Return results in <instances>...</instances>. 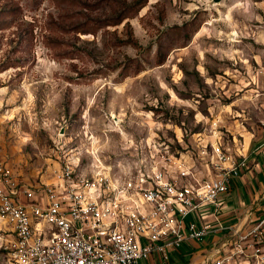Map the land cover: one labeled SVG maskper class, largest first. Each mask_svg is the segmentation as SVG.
Here are the masks:
<instances>
[{
	"label": "rangeland",
	"instance_id": "rangeland-1",
	"mask_svg": "<svg viewBox=\"0 0 264 264\" xmlns=\"http://www.w3.org/2000/svg\"><path fill=\"white\" fill-rule=\"evenodd\" d=\"M263 139L264 0H0V159L20 187L66 162L190 184L212 145Z\"/></svg>",
	"mask_w": 264,
	"mask_h": 264
},
{
	"label": "built area",
	"instance_id": "built-area-1",
	"mask_svg": "<svg viewBox=\"0 0 264 264\" xmlns=\"http://www.w3.org/2000/svg\"><path fill=\"white\" fill-rule=\"evenodd\" d=\"M208 163L207 176L181 184L159 171L116 180L100 165L81 174L66 162L53 184L30 190L0 159V217L11 234L0 247L5 264L166 263L210 237L200 264H264V213L236 225L221 220V200L247 158L215 144Z\"/></svg>",
	"mask_w": 264,
	"mask_h": 264
},
{
	"label": "crops",
	"instance_id": "crops-1",
	"mask_svg": "<svg viewBox=\"0 0 264 264\" xmlns=\"http://www.w3.org/2000/svg\"><path fill=\"white\" fill-rule=\"evenodd\" d=\"M243 156L247 158L249 168L235 180L230 195L228 194L221 200L223 205L221 220L231 225L238 224L242 218L247 216L252 222L258 215L264 213V139L254 149L245 152ZM8 236L10 238L11 234ZM180 257H184V254L172 253L169 262L176 264L180 261ZM139 264L164 263L158 256H152L149 260Z\"/></svg>",
	"mask_w": 264,
	"mask_h": 264
},
{
	"label": "water",
	"instance_id": "water-1",
	"mask_svg": "<svg viewBox=\"0 0 264 264\" xmlns=\"http://www.w3.org/2000/svg\"><path fill=\"white\" fill-rule=\"evenodd\" d=\"M214 2H220L221 0H213Z\"/></svg>",
	"mask_w": 264,
	"mask_h": 264
}]
</instances>
